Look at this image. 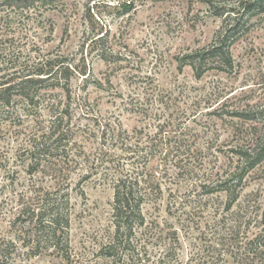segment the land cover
Segmentation results:
<instances>
[{"label": "rangeland", "instance_id": "374dc122", "mask_svg": "<svg viewBox=\"0 0 264 264\" xmlns=\"http://www.w3.org/2000/svg\"><path fill=\"white\" fill-rule=\"evenodd\" d=\"M240 1L245 5L246 0H136L133 5L130 0H62L22 8L1 5L0 0V44L24 67L38 57H58L60 61L79 65L83 60L79 50L84 40L91 34L106 33L107 49L113 47L120 56L117 64L101 60L96 49L84 48L93 78L102 80L104 88L86 86L78 74L71 81L70 126L78 144L74 150L83 158L84 150L91 155L96 153L102 138L101 124L108 119L112 123L119 120L126 129L146 126L157 111L138 114L131 112L125 102L133 97L139 106L150 109L152 104L156 108L155 100L163 95L162 105L169 106L164 115H171L189 130L190 144L209 153L206 158L213 168L226 162L225 150L232 144V128L239 122L227 112L238 106L264 111V12L250 19L247 15L243 17L246 25L232 47L233 72L211 69L196 78L190 66L180 69L177 58L208 47L224 24V18L215 15L217 8L226 4L234 6ZM243 13L242 9L238 16ZM235 16L232 13L231 18L234 20ZM109 78L112 87L107 83ZM55 92L49 93L50 99L61 100L64 107L67 100L63 90ZM18 105L21 106L20 102ZM37 117L48 121L51 114L46 111L0 114V264H62L61 257L52 251L27 256V248H22L23 240L19 239L14 224L18 208L31 200L33 188L42 182L45 189L53 184L41 172L30 173L24 128L35 126ZM259 122L264 132V112L259 115ZM178 171L171 168L176 178ZM86 172L83 166L71 173L72 253L75 260L105 264L107 260L95 253L112 234L113 189L97 181V177L85 180ZM79 186L85 192L84 197ZM177 188L174 186L173 193L179 204L187 198V193L183 187ZM169 193L166 189L159 211L149 203L145 206L147 217L156 215L160 221L184 228L180 233L183 258L190 256L193 245L196 252L207 253L206 247L212 240L207 223H214L213 215L203 216L197 209L192 212L190 200L200 198L194 197L195 193L185 207L173 205ZM207 197L217 203L225 200L218 194L203 196L201 200ZM233 210L243 221L251 219L245 231L250 238L262 231L264 163L249 175ZM224 214L231 217L230 212ZM10 240L13 244L7 249ZM2 251L10 255L2 256Z\"/></svg>", "mask_w": 264, "mask_h": 264}, {"label": "trees", "instance_id": "16d2710c", "mask_svg": "<svg viewBox=\"0 0 264 264\" xmlns=\"http://www.w3.org/2000/svg\"><path fill=\"white\" fill-rule=\"evenodd\" d=\"M60 1L1 0V5L27 8L36 3L50 5ZM130 1L133 5L136 0ZM242 9L244 13L239 17ZM262 12L264 0H246L245 5L240 1L234 6L218 7L215 15L223 17L226 25L217 31L208 47L179 56L180 69L190 66L196 78L211 69L233 72L232 47L246 25L242 19L246 15L250 19ZM232 13L237 15L234 20ZM6 22L10 25L8 19ZM107 38L106 33L87 37L79 50L83 57L79 65L60 61L58 57H38L37 61L24 67L0 44V114H43L44 111L51 114L48 121L37 117L35 126L24 128L30 173L41 172L53 183L48 189L43 182L41 186L36 185L31 200L18 208L14 224L19 239L23 240L22 248H27L25 254L31 257L52 251L61 257L62 264H95L89 260H75L71 246L74 214L71 173L85 166V180L97 177V181L107 183L113 189L112 234L95 253L107 260L105 264H264V227L250 238L245 231H248L251 219L243 221L233 210L249 175L264 163V132L259 122L263 110L238 106L227 112L239 122L232 128V144L225 150L223 166L210 167V160L206 158L209 153L197 146L192 147L189 130L171 115H164L167 112L163 111L169 106L162 105L165 102L163 95L155 100L156 108L152 104L150 109L139 106L133 97L125 102L131 112L138 114L157 111L146 126L126 129L119 120L112 123L108 119L101 122L102 138L96 153L91 155L84 150L83 158L78 150H74L78 144L70 126L71 81L74 74H78L86 86L93 84L104 88L102 80L93 78L90 65L84 58V48L96 49L101 60L117 64L120 56L113 47L107 49ZM107 83L112 87L110 78ZM58 89L66 96L64 107H61V100L50 99L49 93H57ZM11 118L8 120L12 123ZM84 159H87L86 163ZM171 168L179 169V179L172 174ZM174 186L178 187L177 190L183 187L187 193V198L179 204L173 193ZM52 187L55 190H49ZM79 188L84 197V190ZM166 189L176 207H185L195 193L194 197L200 198L190 200L192 212L197 209L203 216L213 215L214 223H207L212 238L206 247L207 253L196 252L193 245L190 256L183 258L180 233L184 228L160 221L156 215L147 217L145 206L149 203L159 211ZM213 194L223 195L224 202H213L210 197L201 200V197ZM228 212L230 218L224 214ZM12 244L10 240L7 249ZM8 255L10 253L2 251V256Z\"/></svg>", "mask_w": 264, "mask_h": 264}]
</instances>
